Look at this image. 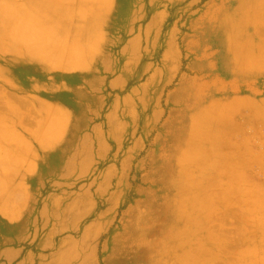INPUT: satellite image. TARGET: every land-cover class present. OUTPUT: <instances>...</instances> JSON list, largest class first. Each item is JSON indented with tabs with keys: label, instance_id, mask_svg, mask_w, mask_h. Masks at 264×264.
Listing matches in <instances>:
<instances>
[{
	"label": "crops",
	"instance_id": "crops-1",
	"mask_svg": "<svg viewBox=\"0 0 264 264\" xmlns=\"http://www.w3.org/2000/svg\"><path fill=\"white\" fill-rule=\"evenodd\" d=\"M118 2L0 0L12 21L11 69L0 63V83L17 100L8 114L31 107L41 116L2 128L14 132L20 165L0 198V264H143L145 179L138 176V196L124 205L131 174L98 165L131 146L140 106L156 104L179 53L171 29L155 59L159 46L147 43L159 31L138 29L141 14ZM142 123L135 146H146ZM167 131L156 133L154 145ZM104 234L106 243L94 245Z\"/></svg>",
	"mask_w": 264,
	"mask_h": 264
},
{
	"label": "rangeland",
	"instance_id": "rangeland-1",
	"mask_svg": "<svg viewBox=\"0 0 264 264\" xmlns=\"http://www.w3.org/2000/svg\"><path fill=\"white\" fill-rule=\"evenodd\" d=\"M127 7L141 14L138 29L159 31L147 43L158 44L155 59L171 29L179 53L157 105L140 106L131 146L98 165L131 174L124 205L138 196V176L145 179L143 264H264V0H127ZM0 12V63L10 70L9 3ZM15 32L17 40L16 25ZM16 101L0 83V198L20 165L14 132L2 128L41 120L31 107L9 115ZM144 119L146 146H135ZM161 129L168 131L154 145Z\"/></svg>",
	"mask_w": 264,
	"mask_h": 264
},
{
	"label": "bare ground",
	"instance_id": "bare-ground-1",
	"mask_svg": "<svg viewBox=\"0 0 264 264\" xmlns=\"http://www.w3.org/2000/svg\"><path fill=\"white\" fill-rule=\"evenodd\" d=\"M29 34V33H28Z\"/></svg>",
	"mask_w": 264,
	"mask_h": 264
}]
</instances>
